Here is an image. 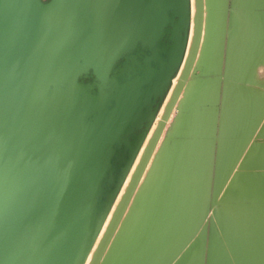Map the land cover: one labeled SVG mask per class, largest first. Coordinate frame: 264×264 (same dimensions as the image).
Returning a JSON list of instances; mask_svg holds the SVG:
<instances>
[{
    "label": "water",
    "instance_id": "obj_1",
    "mask_svg": "<svg viewBox=\"0 0 264 264\" xmlns=\"http://www.w3.org/2000/svg\"><path fill=\"white\" fill-rule=\"evenodd\" d=\"M54 1L0 0V261L6 258L13 242L9 228H14L19 222L32 219L47 230L48 251L53 258V264L85 263L144 143L164 96L171 88L172 79L178 74L189 39L190 0H183L182 12L175 14L173 10H168L167 15L170 20L164 25V33L152 46L137 43L134 49L125 52L113 65L109 75L118 82L127 81L139 73V71L125 69L124 67L128 64L134 65L136 69L140 66L146 67L148 78H151V86L157 87L149 98L148 107L145 109V119L120 140L112 143L113 152L99 181L100 190L95 200L91 201L89 183L96 172L97 164L104 155L103 138L116 133L124 123L115 120L109 125L108 130L96 132L89 143L80 144L77 149L75 131L79 123L77 109L68 111L61 109L52 93V88L40 79L39 73L79 58L89 52L86 50L94 51L102 41L108 40L113 32L107 31L102 37H98V30L103 31L110 24L112 26L122 21L127 30L128 22L141 23L145 12L158 13L168 0H161L154 9L139 0H114L116 3L112 2L113 7L111 5V8L98 12L94 14L95 16L92 14L79 16L71 13L69 22L66 19L61 21L55 32L46 30L43 24H32L33 20L29 13L24 14L26 18L19 24L14 20L15 16L23 14L28 7L36 8V5L52 4ZM197 4V28L189 61L97 258L103 252L105 243L129 202L184 82L187 78L189 79L191 73L212 72L211 69H203L198 62L193 67L201 32L202 0H197ZM119 15L123 16L122 20H119ZM104 16L106 19L99 25L100 27L91 29V23L101 20ZM205 21L207 22V18ZM77 23L85 25L81 31L73 27L70 29L65 27L68 24L77 26ZM178 23H182V27L175 29ZM206 30H204L203 41L213 40L211 37L213 32ZM164 37H167L169 42L166 46H163L161 41ZM175 44L173 54L170 56ZM154 50L156 54L153 53ZM94 53L95 51H91V55ZM132 56L140 65L133 63ZM145 56H151V58L145 61ZM156 57L160 58L162 63ZM119 62H121L120 67L115 68ZM122 69L124 71H121ZM227 77L225 73L212 78L217 83L216 88L220 83L223 84V93L229 90L225 86L232 84ZM77 79L80 83L88 80L85 84L96 82L91 68L87 74H82ZM212 79L194 78L193 81ZM112 84L110 82L108 88ZM141 87H148V83L142 84ZM92 91L98 92L97 87H93ZM114 103L113 99L110 100L108 107ZM177 119L178 130L187 131L192 124L191 109L180 108ZM263 128L264 123L252 129L246 138L244 149L217 191L215 184L210 199L213 216L221 211L220 198L234 172L240 169V162L245 160L255 144H260ZM184 137L186 136L183 134H176L173 129L165 132V139L159 148L160 157H157L160 159L161 166L166 167L168 147L173 141H183ZM121 145L126 148L127 157L123 165L119 167V173L112 184L107 202L101 205L99 199L103 182L111 167L112 159L120 156L116 148ZM147 193L148 188L145 186L136 191L132 200L133 205L141 207ZM94 207L99 209V214L94 222L91 217L88 221L89 209ZM26 234L31 239L30 232L27 231Z\"/></svg>",
    "mask_w": 264,
    "mask_h": 264
},
{
    "label": "bare ground",
    "instance_id": "obj_2",
    "mask_svg": "<svg viewBox=\"0 0 264 264\" xmlns=\"http://www.w3.org/2000/svg\"><path fill=\"white\" fill-rule=\"evenodd\" d=\"M113 1L114 0H55L54 3H52V4L36 5L37 7L36 8L34 7L35 9L28 7V8H26L28 10V12L26 10V11H24L23 14H18L17 16H15L14 20H16V23L19 24L25 20L26 17H24V14L29 13L30 16L32 17V20L34 21V22L31 21L32 24L33 23L37 24V25H38V23L43 24V26H45L44 28H46V30H48L50 32H55L58 29V27L60 26L61 21L66 19L69 22V17H70L71 13H74L75 15H79V16H83L86 14H92L93 16H95L94 14H96L98 12L101 13V12L111 8ZM165 1H167V0H165ZM139 2L145 4L146 6H148L151 9H154V8H156V5L159 2H161V0H148V1L139 0ZM202 2L204 5V0H202ZM114 3H116V1H114ZM112 7H113V5H112ZM190 7H191L190 8V20L191 21H190V29H189L190 32H189V39L187 42L183 62L180 66L178 74L176 75L175 78L172 79L173 83L171 85V88H170V90L166 96V99H165L162 107L159 110L160 112L158 113V115L153 120V122L151 124V128L148 132V135H146L147 137L145 138V141L141 147V150H140L137 158L134 160V162L132 164L133 166L131 167V171L128 174L127 178L125 179L123 186L119 192V195L115 201V204L113 205L107 219L105 220L99 234L97 235L95 243H94L93 247L90 249V252H89L84 264H102V261L105 258V255L107 254L108 250L110 249V247L112 248L113 243L115 241V238H116L118 232L120 231L119 227L123 223V220H124L126 214L130 213V211L133 210V201L132 200H133L134 194L140 188H143L145 186V184L147 183V181L151 179L150 178V174H151L150 169H151V166L154 162L153 161L154 157L156 155L158 156L160 145L162 144V142L165 139L163 137L164 132H165V127L169 124V119L171 118V116H173L172 115L173 109L177 108V111L180 108H187V109L194 110V106L191 105L192 101H195L196 98H198V96L203 92V90H205L207 88H209V89L213 88L214 89L217 86V83L214 80H203V81L189 82V79L187 78V80L184 82V85L181 88V90L177 96V99L173 105V108H172V110H171V112L167 118V121L165 122L163 130L161 131V134H160L159 138L157 139V142H156V144H155V146H154V148H153V150H152V152H151V154L147 160V163L145 164L143 171H142V173H141V175H140V177H139V179L135 185V188H134L133 193L129 199V202L127 203V206L125 207V210H124L123 214L121 215L119 222L115 226L110 238L105 243V247L103 249V252L97 258L98 252L100 251L101 247L103 246V244L106 240L107 234L112 227V224H113V222L117 216V213H118V211L122 205V202H123V200L127 194V191H128V189H129V187H130V185H131V183H132V181H133V179H134V177H135V175H136V173L140 167V164L143 160V157L145 155L147 148L150 145V142L153 138V135L156 131V128L162 119V116H163V114H164V112H165V110H166V108H167V106L171 100L172 95L174 94V92L176 90V87H177V85L181 79V76H182V74H183V72L187 66V63L189 61V58H190V55L192 52V48H193V44H194L196 28H197V18H198L197 0H190ZM170 9L173 10L175 14L182 12L183 0H168L166 2V4L160 9V11L158 13L154 12L155 14H149V13L145 12L143 14V17L145 16L144 19L141 21V23H138L140 25H138L135 21L128 22L129 24L127 23L128 24L127 30H125V26L123 25V21L122 22L120 21L121 23H116L117 25L116 24L112 25L113 27L110 26L111 25L110 24L109 27H111V29H109V30L107 29L109 27L104 28L103 31L98 30L97 31L98 33L96 32L98 37H102L104 34H106L107 31H113V32L111 33L110 37H108V40L102 41L98 45L97 49L94 50L95 53L93 55H91V51L94 52L93 49L86 50L87 52L88 51L89 52L85 53L84 55H82L79 58L72 59L68 62L59 64L56 67H52L49 70L47 69L45 72L41 71L39 73L40 79L44 83H46V85H48L50 88H52V93L56 99L58 106H60L61 109L66 110V111H68L70 109L71 110L77 109V112L79 115V116L77 115L79 117V120H78L79 123L75 127L76 136H77V138H76L77 139V143H76L77 149H79L80 144H85L87 142L89 143V141L94 137L96 132L101 133L104 130L105 131L108 130L109 125L112 122H114L115 120L122 121L124 123V125H122L117 130L116 133H114L112 135L109 134V136L107 138H103L104 142H103L102 149L104 150V155H103V158L100 161V163L97 164L96 172L92 175L91 181L89 183V191H90L89 196H90L91 201L95 200L94 198L97 196V194L100 190L99 181L104 174V170L108 165V159L113 152L112 143L120 140L122 138V136L127 134L133 127L137 126L138 123H140L142 120L145 119V109L148 107L149 98H150L152 92L154 91V88L157 87V86L156 87L151 86V84H150L151 78H148V75L146 73V67L140 66L139 69H136L134 67V65L128 64L127 66L124 67L125 69L126 68L132 69L134 72L139 71V73L138 74L136 73V75H134V77L128 79L127 81H123V82H118V81L112 79V77L109 75V73H110L113 65L115 64V62L125 52H129L130 50L134 49L136 47L137 43H141L143 46L147 45L148 47L153 45L155 40L158 39L164 33V25H166L167 22L170 20V18H168V15H167L168 10H170ZM112 13H113V10H112ZM107 15H111V14L107 13ZM120 15H121V13H120ZM122 17L123 16H120L119 20H122ZM105 19H106V17L104 16L101 18V20L92 22L91 23V26H92L91 29H94V28L96 29V28L100 27L99 25H101L103 20H105ZM204 20H205V13H204V9H203L202 10L200 39H199L197 52H196V55L194 58L193 67L196 64L197 59L199 58L200 50L202 48V42H203V38H204V23H205ZM254 20H255V18H254ZM243 21L244 20L241 16L235 17L234 19H232V32L234 31L232 33V35H236L238 32H241L240 34H238L237 36H234V37L236 39H239L240 42H243L242 43L244 45L243 48L244 47L249 48L250 44H247L246 42H247V38L249 36L252 37L251 36L252 31L250 30V33L247 34V35H249L248 37L245 35V33H243V31L246 29L245 26H243ZM84 26H85L84 24L77 23V26H75V25L69 26V24H68L65 27H66V29H70L73 27L74 29H77V31H81V29L84 28ZM181 27H182V23H178L175 25V29L181 28ZM253 44H254V42H253ZM253 44H251V46ZM255 45H257V44L255 43ZM175 46H176V44L172 47V51L170 53V56L173 54V50H174ZM258 46L259 45H257L256 47H258ZM260 46H262V45H260ZM256 47L254 49H256V51H258L257 50L258 48H256ZM155 51L156 50H154L153 53H155ZM253 51L254 50H252V53H249V51H248L249 56L247 55V60L245 61V62H247L246 63L247 65L245 64L246 66H244V67H246V68H244L243 69L244 72H242L244 74V76L242 75L244 77V79H242V78L241 79L244 80L243 82H246V83L247 82L249 83V82L254 80L253 79L254 78L253 77L254 76L253 75L254 69H259V68H256V66L258 64L252 65V63H253L252 57L254 58L255 56H259L264 61V51L261 53H258V55L255 54L254 56H253ZM131 58H132L133 63H137L140 65V63L137 62L133 56ZM150 58H151V56L150 57L145 56L144 60L147 61ZM156 58H158V57H156ZM249 58H251V59H249ZM158 59L162 63V60L160 58H158ZM261 64L259 66H261ZM251 65L253 67L255 66L253 68V70H251L253 72H251L248 68V66L250 67ZM90 68L93 70V74L96 77V82L93 84L92 83H88V84L80 83L77 78L82 76V74H87L88 71L90 70ZM121 71H124V69H122ZM121 71H119V72H121ZM233 73H234V71H233ZM241 74H239V76ZM110 82H112L113 84L110 88H108ZM146 82L148 83V87H141V85L146 83ZM95 86L98 89V92H96V93L92 91L93 87H95ZM253 93H254V91H253ZM255 93H257V92H255ZM112 99L115 101V103L111 107H108V104H109L110 100H112ZM246 102H247L246 104H248V106H249L252 101H246ZM253 104H255V103H252V105ZM259 106H257V108ZM242 107L243 106L240 105L239 111H237L236 115L234 114V118H235L234 120L239 121V122H236V128H239V127L242 128L243 126H240V125L244 124V122L246 121V118H247V115H245L246 112L244 110L242 111ZM250 107H252V106H250ZM261 107H262V105H261ZM263 110H264V107H263ZM246 114H249V112H247ZM254 114H255V112H254ZM228 116H230V115H228ZM225 117H227V116H225ZM126 121H127V123H126ZM242 121H244V122L242 123ZM177 125H178V121H177ZM177 125L173 126V128H172L173 131L176 134H184V136L187 135L188 132H190V130H192V132L195 134H198L201 130V125L196 123V124H191L187 131L180 132L178 130ZM249 125H251V124H249ZM230 126H231V124H230ZM234 130H235V128H234ZM224 133H228V132L225 131ZM244 134H245V132H244ZM174 142L177 144L176 141H174ZM178 143H180V142H178ZM234 144H236V143H234ZM101 146H102V143H101ZM229 146H231V145H229ZM189 147H190V144H189ZM225 148H226V146H225ZM221 149H223V148H221ZM171 151H169V152H171ZM186 152H187V150H186ZM207 154H208V152H207ZM169 156H171V155H169ZM158 157H160V155ZM167 157H168V155H167ZM171 159H173V158H171ZM167 161H169V160H167ZM174 161H175V159H174ZM168 164H170V162ZM168 164H166V165H168ZM175 165H177V164H175ZM170 166H172V165L170 164ZM202 167H200V168H202ZM168 171H167V173H168ZM202 171L203 170H201V171L199 170L200 175H203V173L201 174ZM172 174L170 175V171H169V175L172 176ZM169 175H167V176H169ZM167 176L164 177V175H163V177L160 180H158L157 188L155 187L157 189L156 190L157 193H155L156 196L153 197L154 193H150V194H153L151 196L153 198H155V199H153L154 200L153 206H149L150 211L148 210L149 211V212H147L148 215L145 213L147 215L148 221L150 222L151 228L148 227V229H150V230L154 227V224H156V226H157V222H160L161 218L164 217L163 215H165V214L170 215L169 213H171V212L173 214H175L173 212V208H175L176 206L175 207L173 206L175 204V203L173 204V199H176L175 202H177V204H178V200H177V198H174L173 195L170 197V194L168 191H170L169 188L172 186L171 182L174 181L176 175L172 176L174 179H172L169 176L172 180ZM205 176H207V175H205ZM188 183H189V181H188ZM189 184H191V183H189ZM193 184H194V182H193ZM193 184H192V187H193ZM204 184H206V183H204ZM202 191H201V193H203ZM204 191H205V189H204ZM167 192L169 194L168 196L166 195ZM189 192L186 191V193H188V195H189ZM186 193H184V194H186ZM178 194H180V193H178ZM190 194H192V191L190 192ZM147 195H148V193H147ZM165 195L167 198L170 197L168 199H170L171 201L165 199L166 201L163 202V198L165 197ZM174 195H176V194H174ZM184 197H186V196H184ZM193 197H195V196H193ZM146 198L152 199L150 196L149 197L146 196ZM204 198L207 199V197H205V194H204ZM189 199H190V197H189ZM193 199H195V198H193ZM206 199H204L203 201H205ZM160 200H162L161 202H163L164 204L163 203L161 204ZM204 204L206 205V202ZM204 204H203V207H204ZM196 207L198 208V211H199L196 214V216H200V214L202 213V210H203L202 204L196 205ZM194 208L195 207H193V209ZM175 209L177 210V208H175ZM196 209H194V210H196ZM90 210H92L91 213H90ZM189 210H190V208H189ZM144 211H145V209H144ZM142 213H144V212L142 211ZM181 213L182 212H180V214ZM194 213H196V212H194ZM98 214H99V209L97 207L89 209L88 221L90 220V217H91L92 221L94 222L95 219L97 218ZM173 214H172V217L173 216L177 217L176 215H173ZM166 215H165V217H166ZM142 216L144 217L145 215L142 214ZM199 218H201V217H199ZM134 219L135 218H133V220ZM162 219H165V218H162ZM19 220H22V219H19ZM137 221L139 222V220H137ZM148 221L146 223V226H148L147 225ZM162 222H163V220H161L160 223H162ZM166 222L168 223V219ZM86 224L88 225L87 221H86ZM140 225H141V223H140ZM156 226H155V228H156ZM161 227H162V225H161ZM162 228H161V230H162ZM27 231L30 232L31 239L28 238V236L26 234ZM46 231L47 230H44L41 225H38V223L34 222L32 219H28V221H25V222L24 221L19 222V224L17 223L14 226V228H9V232L13 236V242L11 243V248H10L9 253H7L6 258H4L2 261H0V264H53V258L50 256L49 251H48V241H47L48 238L46 236L47 235ZM151 232L153 233L154 230H151ZM154 233L157 234L156 232H154ZM164 239H165V236H164ZM200 239H201V237H200ZM141 241L142 242L139 241V244L138 243L137 244L139 246H141V244H144V247H145V243H143V239ZM162 241H164V240H162ZM127 242H128V240H127ZM145 242H147V241H145ZM121 244H122V242H121ZM124 244H125V242H123V245ZM127 244L129 245V243H127ZM139 246L137 247L138 249H139ZM156 246H158V245H156ZM166 246H168V244ZM147 247H146V249H149ZM149 247L151 248V246H149ZM124 248H126V247H124ZM116 249H117V247H116ZM130 249L132 250V248H130ZM141 250L142 249L140 248L139 251H141ZM159 250H161V249H159ZM159 250H157V251H159ZM145 251L149 252V254L153 253L152 252L153 248L151 249V252L149 250H145ZM138 253L139 252H137L136 254H138ZM163 253L165 254V252H163ZM139 254L141 255L142 253H139ZM139 254H138V257H139ZM149 254L148 255L146 254V255L149 256ZM133 256L134 255H132V257ZM143 256H144V254H143ZM131 259H133V258H131ZM140 260H144V258H140L139 260L135 261L134 264L144 263V262H141ZM188 260L191 261L190 259H188ZM188 260L185 261V262H187L186 264H188V262H189ZM181 261L182 260H180V262ZM194 261L197 262V260H195V259H194ZM198 261H199V259H198ZM196 262H195V264H196ZM126 264H127V262H126ZM182 264H184V263H182Z\"/></svg>",
    "mask_w": 264,
    "mask_h": 264
},
{
    "label": "rangeland",
    "instance_id": "obj_3",
    "mask_svg": "<svg viewBox=\"0 0 264 264\" xmlns=\"http://www.w3.org/2000/svg\"><path fill=\"white\" fill-rule=\"evenodd\" d=\"M41 1H45V0H41ZM216 1L217 0H204L203 9H204V13H205V19L207 18V22L204 20V22H205L204 23V30L207 29L206 31H211L214 34L219 32L220 37L217 39L218 36L217 37L215 36V37H213V40H211V41L210 40H206V41L204 40L202 42V48L200 50L199 58L197 59L196 64L198 62L199 66H202L203 69H207V68L211 69L212 74L215 73V71H217L215 73L216 75L219 73H222L223 70H225L230 65V67H229L230 70H228L229 73L227 74L229 80H236L237 82L242 83L244 81V80H242V79H244V77H243L244 74L242 72H244L243 69L246 68L244 66L247 65L246 64L247 62H245V61L247 60L248 51H249V53H252V50H254L253 56L255 54L258 55V53H261L264 51V14H261V15L260 14H254L253 15V17L255 18V20H254V18L252 17L253 21H254V25L243 24V26H245V28H246L243 31V33H245V35L247 37L249 36L247 34L250 33V30L252 31L251 32L252 37L249 36L247 38V42H246L247 44H250L249 45L250 47L249 48H247V47L243 48V46H244L242 44L243 42H240L239 39L235 38L236 40H233L230 42L226 41V38H228L229 33H231V37H232V33L234 32V31L232 32V19H234L235 17H240V15H233L231 20H230V22H231L230 25L229 24H221V23L217 24V18L223 17V16H225V14L221 11V9L217 10ZM244 16H247V14H244ZM189 29H190V27H189ZM240 33L241 32H238L234 36H237ZM222 38H223V40H222ZM161 41H162L163 46H166L169 44V42L167 41V37H164ZM253 42H254V44H253ZM255 43L259 46L262 45V46H260L261 48L259 46L256 47L257 45H255ZM251 44H253V45L251 46ZM255 47L258 48L257 49L258 51H256V49H254ZM233 50H235V52H236V50H239L237 53L241 52L242 56H239V55L236 56V54H235V52H233ZM244 51H246V52L243 53ZM233 53L235 55H233ZM249 59H251V58H249ZM252 60H253L252 65L258 64L256 66V68H259V69H254V73H255V74L253 73V75H254L253 79L254 80L249 82V83L254 82L255 88H251L250 90H248V88H234V89L230 88L229 89L230 98L227 99L228 104L224 105V109H223L224 115L227 116V117L224 116L225 117L224 132L225 131L228 132V133H224V136L226 134H228V135H235L236 134L235 136L239 135V137H238V139L229 140V141L225 138L224 143H221L222 145H220V149L221 148H223V149L219 150L220 152L218 154V160H219L218 164H219V166L223 165L222 166L223 168L219 167L217 170V168L212 167L214 160H215L214 159L215 157H214V153L212 154V151H211V148L209 147V145H207L206 147H204V149H202L204 146V143H201V142L197 143L196 141H192V140L188 141V142H184V141L176 140V142H177V144H176L173 141L175 144L172 142V144H171L172 146L170 145V147H168L169 148L168 152L171 150L172 151L169 153L167 152L168 153L167 160H169L167 162L168 163L170 162V164L172 166H170V164L167 163L169 166L166 165V167L164 168V166H161V164H160V159H157L159 154H158V156L156 155L154 157V160H153L154 162H153L151 169H150V172H151L150 178L151 179L148 180L147 183L145 184V187L148 188V195H146V196L147 197L150 196L152 199H148L145 197L146 198L144 200L145 202H143L141 207H137V206L133 205V210L130 211V213L126 214V216L123 220V223L119 227L120 231L118 232V234L115 238L113 246H112V248L110 247V249L108 250L107 254L105 255V258L102 261V264H126V262H127V264H130V263L134 264V262L139 260L140 258H144V260H140L141 262H144V263H140V264H177V263L178 264H180V263L186 264L187 262H185V261H187L188 259L191 260V261L188 260L190 262V263L188 262V264H195L196 261H194V259L197 260L196 264H230L231 257H232V251L230 249H227L224 247L222 232L220 231L221 229H218V227H219L218 225H220V222H223V220L220 219L218 213H216V215L213 216V214H212L213 207L210 203V199H211V194L213 192L215 184H216V191H217L220 188L221 184L224 182L227 175L231 172V169L233 168L234 163L236 162V160L240 156L242 150L244 149V146L246 143V138L249 136L252 129L255 126H261L264 123V110H263V107H264V87H263L264 86V69H263L264 68V65H263L264 61L259 56H255L254 58L252 57ZM260 64H261V66H259ZM120 65H121V62H119V64L115 68H119ZM252 65L250 66L252 69L248 66L250 71L253 70V68L255 67V66L253 67ZM233 71H234V73H233ZM251 72H253V71H251ZM239 74H241V75L239 76ZM176 75H175V77H176ZM194 78L206 79V78H213V77L211 74H208L207 72H197L196 74L191 73V75L189 77V82H193ZM84 82L87 83L88 80H84ZM194 82H196V81H194ZM172 83L173 82H171V84ZM243 83H246V82H243ZM221 89L222 88H218L219 94H220ZM253 91H254V93H253ZM255 92H257V93H255ZM248 94H250L251 101H252L249 106H248V104H246L247 103L246 101H249L247 99ZM166 96H167V94L164 96V100L161 103V105H160V107L156 113V116L160 112L159 110L162 107V105L166 99ZM199 96H201V94ZM199 96H198V98H200ZM198 98H196V99H198ZM192 102L194 104H191V105L196 106L198 103V100L192 101ZM252 103H255V104L252 105ZM240 105L243 106L242 111L244 110L246 113L249 112V114L245 113V115H247L248 119L246 118V121L244 120L245 122L242 121V123L244 122V124L240 125V126H243L242 128L241 127L236 128V125L234 127H232V125L230 126V124H231L230 120H233L234 114L236 115L237 111H239ZM261 105H262V107H261ZM250 106H252L253 108ZM257 106H259V107L257 108ZM254 112H255V114H254ZM177 114H178L177 108H174L173 113H172L173 116H171V118L169 119V124L165 127V132L168 130H171L173 128V126L177 125V121H178ZM228 115H230V116H228ZM236 122H239V121L237 120ZM248 123L251 125H249ZM202 128L203 127L201 125V129ZM234 128H235V130H234ZM263 131H264V128H263ZM165 132L163 135L164 138H165ZM244 132H245V134H244ZM188 134H189V136L190 135L196 136V135L200 134V132L198 134H195L192 132V130H190V132H188ZM188 134L185 136H188ZM209 134H211V133L209 132ZM147 135H148V133H147ZM183 136H184V134H183ZM146 137L147 136H145V138ZM144 141H145V139H144ZM178 142H180V143H178ZM234 143H236V144H234ZM189 144H190V147H189ZM202 144H203V146H202ZM229 145H231L232 147ZM225 146H226V148H225ZM140 150H139V152H140ZM186 150H187V152H186ZM116 151L120 153V156L119 157L115 156L112 159L111 167H110L108 174H107V176L103 182L102 194H101V197L99 199V203L101 205H104L107 202L108 195L110 193L112 184H113L115 178L117 177V175L119 173V167H121V165H123L124 160L127 157V150L124 147V145L117 147ZM207 152L209 155L207 154ZM169 155H171V156H169ZM171 158H173V159H171ZM174 159H175V161H174ZM175 164H177V165H175ZM200 167H202V168H200ZM168 170L170 171V175L172 173L174 174V175L172 174V176L176 175L175 179L169 175ZM199 170L200 171L203 170L201 172V174L203 173V175L199 174ZM167 171H168V173H167ZM217 174H218V176H217ZM163 175H164V177L169 175L172 179H174V181L171 182L172 186L169 184L171 187L169 188L170 191H168V192L170 194V197L173 195L174 198H177L178 204H177V202H175L176 199H173V204L175 203L173 206L174 207L176 206L175 208H177L178 211L175 208H173V212L175 214H173L171 212V213H169L170 215L165 214L166 217H165V215H163L164 217H162V218H165V219L161 218V220H163V222L160 223L161 222V220H160V222H157L158 227L156 226V224H154V227L151 229L157 233V234H155L154 232L152 233L150 229H148V227L151 228V226H150V222L148 221V218H147V215H148L147 212L150 211L149 206H153V204H154L153 199H155V198H153V197H155L156 196L155 193H157V191H156L157 190L156 188L158 185L157 183H158V180H160L163 177ZM205 175H207V176H205ZM169 176H167V177H169ZM188 181L191 184H189ZM220 181L222 183H220ZM193 182H194V184H193ZM204 183H206V184H204ZM192 184H193V187H192ZM204 189H205V191H204ZM186 191L187 192L192 191V194H190V192H189V195H188V193H186ZM201 191L203 193H201ZM168 192L166 194L167 196L169 195ZM150 193H154V195L150 194ZM178 193H180L181 195ZM184 193H186V194H184ZM174 194H176V195H174ZM204 194H205V197H207V199L204 198ZM151 195H153V197ZM166 195H165V197H166ZM184 196H186V197L188 196V197L186 198ZM193 196H195V197H193ZM165 197L163 198V202L166 200L171 201L170 199H168L170 197H168V198L167 197L165 198ZM189 197H190V199H189ZM200 197L201 198L203 197V198L201 199ZM193 198H195V199H193ZM204 199H206V200L203 201ZM161 201L162 200H160V203L162 204L163 202H161ZM205 202H206V205L204 204ZM201 204H202V207L204 204L202 213L200 214V216H196V214L199 212L196 205H201ZM193 207H195L194 209H196V208L197 209L194 210ZM189 208H190V210H189ZM144 209H145V211H144ZM142 211L144 213H142ZM179 211L182 213L180 214ZM194 212H196V213H194ZM141 213L145 216L143 217ZM172 214L176 215L177 217H175V216L172 217ZM199 217H201V218H199ZM133 218H135V219L133 220ZM167 219H168V223L170 222L169 224L166 222ZM137 220H139V222ZM147 221H148V224H147L148 226H146ZM140 223H141V225H140ZM161 225L163 228L161 227ZM155 226H156V228H155ZM161 228H162V230H161ZM164 236H165V239H164ZM200 237L202 240L200 239ZM126 239L128 240V242ZM142 239H143V243H145V247H144V244H141V243H140L141 246L138 245L139 241L142 242L141 241ZM225 239L230 240L227 237ZM162 240H164V241H162ZM145 241H147V242H145ZM121 242H122V244H121ZM123 242H125L124 245H123ZM127 243H129V245ZM134 244L135 245L137 244V245L135 246ZM167 244H168V246H166ZM156 245H158V246H156ZM138 246H139V249L140 248L142 249L141 251H139V249L137 248ZM149 246H151V248ZM116 247H117V249H116ZM124 247H126L127 249ZM146 247L149 249H146ZM130 248H132V250ZM152 248H153V251H152L153 253L149 254V252L145 251V250H149L151 252ZM159 249H161V250H159ZM157 250H159V251H157ZM137 252L142 253V254L140 255L138 253L139 254V257H138V254H136ZM163 252H165V254ZM143 254L145 257L143 256ZM146 254L147 255L149 254V256H147ZM132 255H134V256L132 257ZM131 258H133V259H131ZM197 258L199 259L200 262L198 261ZM180 260H182V261L180 262Z\"/></svg>",
    "mask_w": 264,
    "mask_h": 264
},
{
    "label": "crops",
    "instance_id": "obj_4",
    "mask_svg": "<svg viewBox=\"0 0 264 264\" xmlns=\"http://www.w3.org/2000/svg\"><path fill=\"white\" fill-rule=\"evenodd\" d=\"M216 3L217 10L221 9L225 14V16L217 18V24L230 25L232 16L240 15L244 19L243 24L254 25L253 15L264 14V0H217ZM215 36H218V39L219 32L211 34V37ZM233 40H236L234 35L231 37V33H229L226 41ZM238 51L233 50L236 56H242L241 52L237 53ZM235 54L233 53V55ZM247 55L249 56V53ZM229 67L230 65L217 75L215 74L217 71L209 74L213 78L220 74H228ZM227 80H229L228 77ZM231 82L232 84L225 87L228 89L248 88V90L255 88L254 82L241 83L236 80H231ZM223 87V84L220 83L215 89L203 90L200 98L196 99L198 100L197 105L194 106V110H191L192 124H201L203 128L200 130V134L188 135L182 139L184 142L192 140L204 143L202 149L209 145L215 157L212 167L217 170L223 166L218 164L221 143L225 138L229 141L239 137V135L228 134L224 136L223 106L228 104L227 99L230 98V94L229 90L223 93L222 89L219 94L218 88ZM247 97L251 101L249 94ZM234 121L233 118L231 120L232 127L236 125V121ZM239 167L240 169L234 172L220 198L221 211L218 214L223 222H220L218 229H221L224 247L232 251L230 264H264V131L260 135V144L254 145L245 160L240 162ZM226 237L230 240H226Z\"/></svg>",
    "mask_w": 264,
    "mask_h": 264
}]
</instances>
